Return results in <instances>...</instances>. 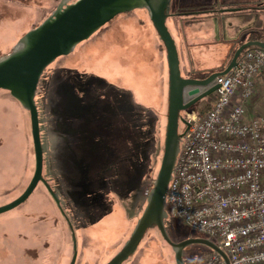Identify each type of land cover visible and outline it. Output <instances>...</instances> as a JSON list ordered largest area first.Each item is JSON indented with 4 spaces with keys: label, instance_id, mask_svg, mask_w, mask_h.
<instances>
[{
    "label": "rangeland",
    "instance_id": "374dc122",
    "mask_svg": "<svg viewBox=\"0 0 264 264\" xmlns=\"http://www.w3.org/2000/svg\"><path fill=\"white\" fill-rule=\"evenodd\" d=\"M57 2L0 0V56L42 23ZM222 2L171 0L173 15L167 22L180 49L183 75L203 78L221 71L227 54L252 35V28L261 29L263 15L252 9L225 12L220 27L205 15H174L178 8ZM224 33L236 39L226 40ZM168 80L167 53L145 8L118 14L73 52L56 58L40 78L35 99L44 175L75 223L77 264L105 263L130 237L143 213L144 194L140 199L133 194L145 181L142 192L148 184L153 186L161 167ZM254 83L264 95V74ZM214 96L201 98L189 110L203 114ZM30 128L29 111L0 89V206L21 195L34 173ZM166 209L174 242L208 238L175 219L168 203ZM160 240L174 262L173 249ZM72 248L68 224L42 183L24 203L0 214V264H67ZM155 249L150 255H157ZM211 251L192 243L183 251L184 262L200 264Z\"/></svg>",
    "mask_w": 264,
    "mask_h": 264
},
{
    "label": "built area",
    "instance_id": "2783aa9c",
    "mask_svg": "<svg viewBox=\"0 0 264 264\" xmlns=\"http://www.w3.org/2000/svg\"><path fill=\"white\" fill-rule=\"evenodd\" d=\"M263 69L264 48L245 49L229 73L202 89L219 85L210 107L183 112L189 126L182 123L167 194L173 217L208 236L230 264H264V116L247 118ZM200 264L226 262L212 250Z\"/></svg>",
    "mask_w": 264,
    "mask_h": 264
},
{
    "label": "water",
    "instance_id": "95a60500",
    "mask_svg": "<svg viewBox=\"0 0 264 264\" xmlns=\"http://www.w3.org/2000/svg\"><path fill=\"white\" fill-rule=\"evenodd\" d=\"M171 0H60L56 8L42 23L25 33L6 55L0 56V89L8 90L22 106L29 111L32 138L35 152V170L26 189L11 202L0 206V214L24 203L34 192L38 184L43 183L64 216L72 236V256L69 264H76L79 253V238L75 223L63 205L59 194L44 175L45 153L42 141L39 109L36 92L40 78L56 58L73 52L78 43L88 39L120 13L137 8H145L162 41L168 60V103L167 124L161 167L149 195L146 205L130 237L120 250L105 264H127L137 253L147 238L149 229L155 228L163 243L171 246L175 253L176 264H185L183 251L192 243H201L217 251L230 264L228 255L209 238H188L174 242L167 230L166 209L167 194L173 169L180 151L184 132L182 123L189 126L183 112L205 96L213 94L219 85L206 90L217 76L229 73L237 64L241 53L250 47L264 48L263 40H249L235 51L224 70L214 72L207 77H184L182 74L180 49L171 31L167 19L171 15ZM231 8L225 10H239ZM188 89V90H187ZM186 91L189 97L187 100Z\"/></svg>",
    "mask_w": 264,
    "mask_h": 264
},
{
    "label": "crops",
    "instance_id": "0c3cea01",
    "mask_svg": "<svg viewBox=\"0 0 264 264\" xmlns=\"http://www.w3.org/2000/svg\"><path fill=\"white\" fill-rule=\"evenodd\" d=\"M244 3H235L233 1H227V0H223L222 3H215V4H210V5H195V6H188V7H182V8H178L177 10H182L185 8H193V7H206V6H215L216 8V12L215 13H204L201 15H205L207 17H210L212 19H214L215 22H217L218 26L223 24V22H225L226 17L225 12L230 11V10H225V9H231V8H240L241 9H248V10H254L255 12H260L262 13V18H263V24L261 29H254L252 28L251 32L252 35H250L245 41H240L237 46L233 49V51L231 50V52H229L227 54V61L226 63H224V67L229 64L231 58L233 57V52L234 50H236L241 44L249 41V40H263L264 41V3L263 0H246L243 1ZM263 3V4H262ZM176 11H174V13H176ZM236 11V10H234ZM182 15H187V14H182ZM176 16V15H175ZM194 17H201V16H194ZM220 27V26H219ZM220 32V30H219ZM221 35V34H220ZM224 37L226 40H231V39H236V36L232 35V34H225L224 33ZM219 40H222V37H220ZM190 41V40H189ZM262 74H264V69L257 75V76H261ZM256 76V77H257ZM255 77V79H256ZM247 115L249 116V118H253V117H258V116H264V95H260L258 90H256V86L254 89V93L252 95V97L250 98L249 102H248V106H247Z\"/></svg>",
    "mask_w": 264,
    "mask_h": 264
},
{
    "label": "trees",
    "instance_id": "16d2710c",
    "mask_svg": "<svg viewBox=\"0 0 264 264\" xmlns=\"http://www.w3.org/2000/svg\"><path fill=\"white\" fill-rule=\"evenodd\" d=\"M60 0H58L59 2ZM57 2V3H58ZM57 4H55V7L52 9V11L56 8ZM50 11L49 14L52 12ZM217 10L215 8V6H206V7H193V8H185L182 10H177L176 13H174V15H182V14H187V15H193V16H198L204 13H215ZM48 14V15H49ZM47 15V16H48ZM46 16V17H47ZM45 17V18H46ZM39 24L35 25L38 26ZM236 50H234L233 55L235 53ZM226 68L223 67L222 70H224ZM183 74V73H182ZM210 74H207L205 77H207ZM184 77H193L190 74H185L183 75ZM39 87V84H38ZM38 90V89H37ZM9 92V91H8ZM10 93V92H9ZM37 94V92H36ZM11 95V94H10ZM12 96V95H11ZM31 129V128H30ZM33 140V139H32ZM33 176V175H32ZM32 178V177H31ZM30 178V180H31ZM30 182V181H29ZM28 182V184H29ZM145 184L139 186L137 188V192H140V195H143L142 189L143 186H147V181L144 182ZM27 184V185H28ZM41 184V182L39 183V185ZM43 184V183H42ZM27 185L24 187L23 191L26 189ZM148 186L151 188L152 187V183L148 184ZM22 191V192H23ZM21 192V193H22ZM28 200V199H27ZM143 201V202H142ZM141 202L143 203V205H146V200H142ZM161 240H160V233L155 229V228H151L148 231L147 234V240L144 242L143 245L140 246V250L138 251V253L135 255L132 264H153V262L155 264H171L173 261L170 259V254L168 252H164L163 247L160 244ZM156 245V249L155 251L157 252V255H150V250L151 248H153V246ZM167 248L171 250V246L167 245ZM152 252V251H151ZM160 252V253H159ZM210 252H207L205 254V257L209 254ZM116 254V253H115ZM115 254L111 255L110 257H108V259L105 261V263H107ZM165 255V256H164ZM204 257V258H205ZM103 263V264H105ZM174 264H176V262H173ZM69 264V262L67 263ZM77 264V262H76Z\"/></svg>",
    "mask_w": 264,
    "mask_h": 264
},
{
    "label": "flooded vegetation",
    "instance_id": "af4514ba",
    "mask_svg": "<svg viewBox=\"0 0 264 264\" xmlns=\"http://www.w3.org/2000/svg\"><path fill=\"white\" fill-rule=\"evenodd\" d=\"M135 192H136V193L133 194V196H137L138 199H140V198H141L140 192H137V190H136ZM139 250H140V248L138 249V251H139ZM138 251H137V253H138ZM137 253H136V254H137ZM136 254H135V255H136ZM135 255L133 256V258H132L129 262H127V264H132V261H133Z\"/></svg>",
    "mask_w": 264,
    "mask_h": 264
}]
</instances>
